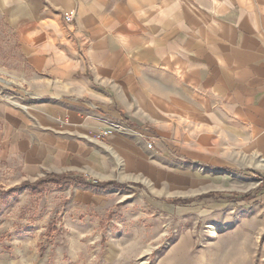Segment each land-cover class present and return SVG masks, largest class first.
Returning <instances> with one entry per match:
<instances>
[{
  "label": "crops",
  "instance_id": "obj_1",
  "mask_svg": "<svg viewBox=\"0 0 264 264\" xmlns=\"http://www.w3.org/2000/svg\"><path fill=\"white\" fill-rule=\"evenodd\" d=\"M17 3L30 94L17 103L0 88V152L23 180L131 177L156 162L138 127L167 132L172 115L252 129L264 148V0ZM114 123L137 135L94 137Z\"/></svg>",
  "mask_w": 264,
  "mask_h": 264
},
{
  "label": "rangeland",
  "instance_id": "obj_2",
  "mask_svg": "<svg viewBox=\"0 0 264 264\" xmlns=\"http://www.w3.org/2000/svg\"><path fill=\"white\" fill-rule=\"evenodd\" d=\"M18 11L17 0H0V88L17 103L30 94L32 75ZM138 128L147 149L157 143L156 162L111 181L126 189L92 190L90 199L77 183L92 180L73 173L59 174L66 180L59 184L39 183L57 174L23 180L20 159L0 152V264H264L257 134L178 115L167 132Z\"/></svg>",
  "mask_w": 264,
  "mask_h": 264
},
{
  "label": "trees",
  "instance_id": "obj_3",
  "mask_svg": "<svg viewBox=\"0 0 264 264\" xmlns=\"http://www.w3.org/2000/svg\"><path fill=\"white\" fill-rule=\"evenodd\" d=\"M65 175L60 176V175H49L47 176L45 179L39 181V183H45V182H49V183H63L65 182ZM78 185H81L82 187H89L91 189H95L97 191H107V190H112V189H126L125 185L116 183V182H86V181H82L77 183ZM30 186H37V184H32ZM221 195V194H218Z\"/></svg>",
  "mask_w": 264,
  "mask_h": 264
},
{
  "label": "built area",
  "instance_id": "obj_4",
  "mask_svg": "<svg viewBox=\"0 0 264 264\" xmlns=\"http://www.w3.org/2000/svg\"><path fill=\"white\" fill-rule=\"evenodd\" d=\"M74 17H75V12L74 11L65 13L63 15V18H64L65 22L68 23V24L74 22ZM125 130L128 131V130H131V129L130 128H127L126 126H123L120 123H114L110 127H108L105 130H103L102 132H99L94 137H96L97 139H101V138H104V137H110L115 132L125 131ZM148 147L149 148H153V143L152 142H149Z\"/></svg>",
  "mask_w": 264,
  "mask_h": 264
}]
</instances>
